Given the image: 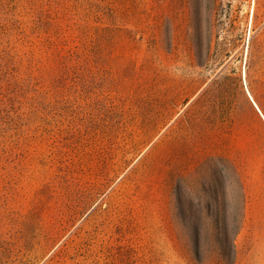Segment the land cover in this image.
<instances>
[{"label":"rangeland","instance_id":"1","mask_svg":"<svg viewBox=\"0 0 264 264\" xmlns=\"http://www.w3.org/2000/svg\"><path fill=\"white\" fill-rule=\"evenodd\" d=\"M250 45L264 0H0V264H264Z\"/></svg>","mask_w":264,"mask_h":264},{"label":"trees","instance_id":"2","mask_svg":"<svg viewBox=\"0 0 264 264\" xmlns=\"http://www.w3.org/2000/svg\"><path fill=\"white\" fill-rule=\"evenodd\" d=\"M244 77L236 80L238 89L243 91L248 103L255 110V107L264 118V54L258 49L250 50L246 56ZM229 77L223 78L218 84L219 94L224 101L222 104L229 108L230 90L227 85ZM256 111V110H255ZM258 115V113H256Z\"/></svg>","mask_w":264,"mask_h":264}]
</instances>
